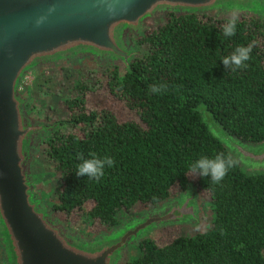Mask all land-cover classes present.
Listing matches in <instances>:
<instances>
[{
    "label": "trees",
    "instance_id": "16d2710c",
    "mask_svg": "<svg viewBox=\"0 0 264 264\" xmlns=\"http://www.w3.org/2000/svg\"><path fill=\"white\" fill-rule=\"evenodd\" d=\"M234 15L237 32L228 38L221 26L233 15L193 11L166 12L139 35L128 34L139 52L122 66L107 59L111 64L100 67L95 81L123 101L134 114L129 118L90 106L87 91L93 86L82 77L73 80L63 98L68 117L39 141L58 173L57 200L49 206L53 212H84L108 229L134 205L153 206L168 198L174 185L188 188V165L199 156L223 152L237 160L211 132L200 105L231 134L264 140V15ZM253 41L246 69L225 68L222 57ZM162 82L182 87L149 94L150 84ZM63 122L72 128L61 127ZM89 152L115 160L99 182L76 175L78 154L87 158ZM210 180L196 177L213 210L205 229L165 242L146 235L137 242L140 253L121 264H264V170L250 172L238 162L220 184Z\"/></svg>",
    "mask_w": 264,
    "mask_h": 264
},
{
    "label": "water",
    "instance_id": "95a60500",
    "mask_svg": "<svg viewBox=\"0 0 264 264\" xmlns=\"http://www.w3.org/2000/svg\"><path fill=\"white\" fill-rule=\"evenodd\" d=\"M264 14L262 0H0V245L2 264H119L128 244L156 222L197 217L193 194L117 228L82 240L56 221L32 190L28 171L34 134L48 127L25 115L17 86L26 70L80 54L128 64L135 53L125 31L139 33L146 17L166 12ZM203 120L242 167L264 170V140L231 134L206 105ZM250 168V169H247ZM174 208L178 213L173 212ZM175 213V214H173ZM122 224V225H121ZM136 236V237H135Z\"/></svg>",
    "mask_w": 264,
    "mask_h": 264
},
{
    "label": "rangeland",
    "instance_id": "374dc122",
    "mask_svg": "<svg viewBox=\"0 0 264 264\" xmlns=\"http://www.w3.org/2000/svg\"><path fill=\"white\" fill-rule=\"evenodd\" d=\"M262 2L264 3V0H262ZM205 12L214 16H229L235 14V11H225L220 8H212ZM164 14L155 17H146L144 19L143 29L139 33L131 29L125 31L126 41L130 48L135 50L134 54L138 53L139 50L131 40L132 36L139 35L145 29L146 25L152 24L153 19L161 17ZM128 34H130L131 37L129 39H127ZM107 59L108 58H99L94 54H80L75 57L40 63L26 70L19 80L17 89L24 100L22 107L27 112L29 119L34 122H40L42 120L51 122L61 118H67L68 110L64 105L63 98L71 89L73 80L80 77L87 80V82L93 86L91 90L87 91V100L90 106L97 105L108 107L114 111L119 119H126L133 116V112L126 107L120 98L110 95L104 86H100L97 84V81H95L99 76L101 66L111 64V61L119 66L124 65L120 60L109 61V59L107 61ZM63 127H65V129L70 128L65 124ZM39 141L40 138L36 137L32 143L31 156L27 167L32 183V190L35 196L40 199V202L46 204L52 217L62 224L69 233L82 240H90L110 229H116L117 225L108 229L105 228V226H100L97 221L87 218L84 212H75L65 216L64 213H56L49 208L50 204L57 200L55 188L58 185V173L54 170L52 162L44 154L43 148L45 145ZM251 144L252 148H258L256 142H251ZM190 179L191 184L195 188L194 200L197 204V217L188 218L186 221H175L163 224L162 222H156L151 224L137 237L135 236L137 238L135 241L128 244L125 250H128L125 256L126 259H128L130 255L135 256L140 253V250L137 248V242L146 235H154L159 242H165L173 235L178 233H193L197 230L200 231L211 223L213 210L211 208L209 194L206 191H201L197 187L196 177H190ZM188 191V189L183 190L177 185H174L171 188L170 196L171 198H177ZM150 207L151 206L134 205L130 209L132 213L127 215L121 223L130 224V222L137 219V217L144 215L147 210L149 211ZM161 209H163L161 206L155 208L153 214L159 212ZM3 259L4 257L1 253L0 264L3 263ZM121 262L119 264H121Z\"/></svg>",
    "mask_w": 264,
    "mask_h": 264
},
{
    "label": "clouds",
    "instance_id": "9594fccd",
    "mask_svg": "<svg viewBox=\"0 0 264 264\" xmlns=\"http://www.w3.org/2000/svg\"><path fill=\"white\" fill-rule=\"evenodd\" d=\"M237 15L231 16L222 26V33L225 38L233 37L237 32ZM255 42H250L247 45H238L229 54L221 58L225 68L231 72L246 69L248 61L252 59L253 48ZM182 85H169L166 82L153 83L148 87L149 94L162 95L174 88L179 92ZM183 98V97H181ZM79 163L76 165V175L78 177H87L89 180L99 182L105 175V169L114 167L115 160L110 155L101 157L95 152H89L86 158L83 153L78 154ZM238 161L231 155H226L223 152L214 153L212 156L201 155L194 162H190L186 174L190 177H210L213 184H220L229 170L235 168ZM223 232V229L221 230Z\"/></svg>",
    "mask_w": 264,
    "mask_h": 264
},
{
    "label": "flooded vegetation",
    "instance_id": "af4514ba",
    "mask_svg": "<svg viewBox=\"0 0 264 264\" xmlns=\"http://www.w3.org/2000/svg\"><path fill=\"white\" fill-rule=\"evenodd\" d=\"M125 39H126V38H125ZM132 50H133V49H132ZM132 55H133V54H132ZM132 55L130 56V58L132 57ZM74 57H75V56H74ZM130 58H129V59H130ZM125 65H126V64H125ZM23 103H24V100H23ZM23 110H24V108H23ZM24 113H25L26 117L29 119V117L27 116V112H26L25 110H24ZM67 117H68V116H67ZM61 119H64V120H65L66 118H61ZM61 119H58V120H61ZM29 120H30L32 123H45L46 125H48L47 128H45V129H41L40 131H38V132H36V133L34 134L33 141H34V139H35L36 137H38V138L41 139V137H42V133H43L45 130L50 129V128H52V127H54L55 125L58 124V120H56V121H51V122H46V121H44V120H42V121H40V122H34V121H32L31 119H29ZM63 125H64V122L62 123L61 127H63ZM65 125H67V124H65ZM68 126L70 127L69 124H68ZM70 128H72V127H70ZM186 189L189 190L187 193H185V194H183V195H181V196H179V197H177V198H171V196H169V197L166 198L165 200H163V201H161V202H159V203H157V204L151 206L149 211H152V210H154L155 208L160 207V206L163 208L165 205H168L169 203H173V202H178V201L184 200V199H185L186 197H188L190 194H193V197H194L195 188L193 187V185L191 184V182L189 183V187L186 188ZM183 190H185V189H183ZM149 211L147 210V212H149ZM173 212L178 213V209L174 208ZM99 235H100V234H99Z\"/></svg>",
    "mask_w": 264,
    "mask_h": 264
}]
</instances>
